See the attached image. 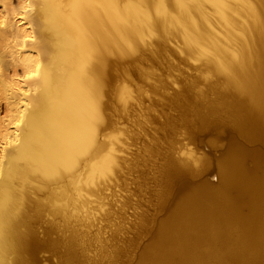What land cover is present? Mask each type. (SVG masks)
<instances>
[{"label": "bare ground", "instance_id": "bare-ground-1", "mask_svg": "<svg viewBox=\"0 0 264 264\" xmlns=\"http://www.w3.org/2000/svg\"><path fill=\"white\" fill-rule=\"evenodd\" d=\"M0 6V264H242L263 234L264 0Z\"/></svg>", "mask_w": 264, "mask_h": 264}, {"label": "water", "instance_id": "water-1", "mask_svg": "<svg viewBox=\"0 0 264 264\" xmlns=\"http://www.w3.org/2000/svg\"><path fill=\"white\" fill-rule=\"evenodd\" d=\"M261 166V174H264V165L260 164ZM212 180H214V182H216L218 184V181L216 180V178L213 176ZM260 205L261 211H264V194L261 195V201H260ZM263 215V219L260 221V225L258 224L257 226H259L262 230V239L260 240L261 242H258L257 244H251L253 245L251 248L247 249V248H243L240 247L238 248V250H236L237 252L240 253V257H242V264H264V212H261ZM208 240L204 241L202 243L201 247H197L194 248V251L198 254H205V255H215V254H219L220 251L215 250L212 248V246L210 247L211 249L209 250L208 248H202L204 246L208 247ZM219 242V241H218ZM217 242V243H218ZM213 243V241L211 242ZM205 244V245H204ZM209 250V251H208ZM229 251V249L227 250V252ZM241 264V262H240Z\"/></svg>", "mask_w": 264, "mask_h": 264}, {"label": "rangeland", "instance_id": "rangeland-1", "mask_svg": "<svg viewBox=\"0 0 264 264\" xmlns=\"http://www.w3.org/2000/svg\"><path fill=\"white\" fill-rule=\"evenodd\" d=\"M2 11V7L0 6V12ZM0 16H1V13H0ZM5 115H6V102L4 101V100H2V99H0V117L2 118V119H5ZM205 139L207 140V141H210V140H212V135L211 134H205ZM205 149L207 150V151H209L211 154H214V152H215V147L214 146H211V145H206L205 146ZM223 152H225V150H220L219 152H217V155L218 154H221V153H223ZM220 156V155H219ZM219 159V158H218ZM218 159H217V161H216V163L218 162ZM218 165V164H217ZM215 173H219V168L217 167L216 169H215ZM207 178H209V179H211L212 180V178H213V175H207L206 176V179ZM214 183H216V182H214ZM105 195H106V198H105V200L107 201V202H110V205H111V207L113 208V200H114V195H113V187H111L110 189H108V190H106L105 191ZM105 224V223H104ZM110 233H111V228H109V227H106V235L109 237L110 236ZM127 264H134V262L133 263H127Z\"/></svg>", "mask_w": 264, "mask_h": 264}]
</instances>
